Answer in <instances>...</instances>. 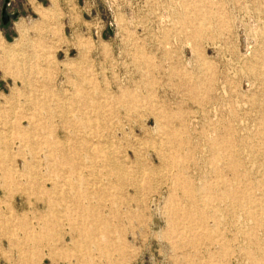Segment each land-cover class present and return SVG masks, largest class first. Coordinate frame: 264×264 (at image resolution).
<instances>
[{
	"label": "rangeland",
	"instance_id": "rangeland-1",
	"mask_svg": "<svg viewBox=\"0 0 264 264\" xmlns=\"http://www.w3.org/2000/svg\"><path fill=\"white\" fill-rule=\"evenodd\" d=\"M9 1L0 264H264V0Z\"/></svg>",
	"mask_w": 264,
	"mask_h": 264
},
{
	"label": "bare ground",
	"instance_id": "bare-ground-1",
	"mask_svg": "<svg viewBox=\"0 0 264 264\" xmlns=\"http://www.w3.org/2000/svg\"><path fill=\"white\" fill-rule=\"evenodd\" d=\"M104 154H105L104 156H105L106 161H108L107 163H109L111 168L119 175L120 178H123L124 170H123V165L121 164V162L114 160V155H112V152L110 153L107 150H105Z\"/></svg>",
	"mask_w": 264,
	"mask_h": 264
},
{
	"label": "water",
	"instance_id": "water-1",
	"mask_svg": "<svg viewBox=\"0 0 264 264\" xmlns=\"http://www.w3.org/2000/svg\"><path fill=\"white\" fill-rule=\"evenodd\" d=\"M9 6L10 1L5 0L4 6L2 8V22L4 25H7L11 20L19 18V12H10Z\"/></svg>",
	"mask_w": 264,
	"mask_h": 264
}]
</instances>
